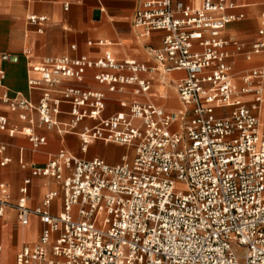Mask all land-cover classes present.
I'll return each instance as SVG.
<instances>
[{"label":"built area","instance_id":"built-area-1","mask_svg":"<svg viewBox=\"0 0 264 264\" xmlns=\"http://www.w3.org/2000/svg\"><path fill=\"white\" fill-rule=\"evenodd\" d=\"M235 9L226 0H202L200 7L151 0L136 13L134 27L142 38L167 34L163 46L151 51L154 67L109 52L96 60L44 58L30 67L37 77L28 88L40 94L37 104L11 96L0 67V101L26 124L10 127L0 116V132L25 136L34 149L47 144L33 130L39 126L60 137L77 135L82 153L97 142L129 150L116 165L62 149L44 166H30L33 178L58 185L37 207L27 201L32 179L24 181L15 203L1 183L0 264L9 209L22 228L32 217L44 226L37 244L20 249L16 264H264V60L240 75L230 62L264 55V12L260 39L247 48L223 36L245 19L228 13ZM27 21L42 33L48 19L31 15ZM94 71L102 88L86 84ZM173 72L186 74L173 84L183 110L168 113L153 102L118 100L128 112L103 118L110 94L147 97L153 86L143 74L164 80ZM6 149L0 145L3 169L11 163Z\"/></svg>","mask_w":264,"mask_h":264},{"label":"crops","instance_id":"crops-1","mask_svg":"<svg viewBox=\"0 0 264 264\" xmlns=\"http://www.w3.org/2000/svg\"><path fill=\"white\" fill-rule=\"evenodd\" d=\"M151 0H0V67L5 72L4 86L11 96L21 94L33 103H38L40 94L31 92L28 88V81L31 77H37L30 72L31 65L37 64L44 58L70 56L77 57L86 55L91 59H100L109 52L118 60L133 59L150 67L155 66V60L151 55L152 50L160 49L167 35L164 32H155L149 38H142L140 32L134 27V17L147 2ZM188 5L200 7L202 0H174ZM228 4L237 7L228 13L239 15L244 14L245 19L228 26L224 37H236L250 48L258 42L261 26V14L264 12V0H226ZM69 6L65 10V6ZM31 15L46 17L48 19L44 31L39 33L36 27L28 24L27 18ZM105 41V47L88 45L89 42ZM72 46L78 50L73 51ZM232 52L233 49L230 48ZM264 60L263 56H255L251 61L245 60L243 56L234 57L230 62L235 72L240 75L242 72L259 67ZM97 72H89L86 84L94 88H102L92 79ZM185 72H173L162 80L158 74H143V79L152 83V90L149 96H135L110 94L109 102L103 114L104 119L111 116L128 112L118 100L130 102H153L166 112H178L183 110L179 96L173 84L185 77ZM70 85V84H68ZM133 91L134 87H129ZM4 90H0V99ZM0 116L5 117L10 127L23 128L25 123L19 119V113H14L9 106L0 101ZM33 117L39 121L37 114ZM66 119V118H64ZM92 121L85 122V125L93 126ZM35 134L45 137L47 144L34 149L27 137L20 134L11 137L7 133L0 132V145L6 146L5 157L11 159V163L4 169L0 167V184H6L12 194L13 203L17 202L21 195L19 193L26 179H32L27 198L28 205L37 207L45 194L55 190L58 185L53 180L44 178H33L29 167L32 165L44 166L51 156L65 149L77 158L93 160L100 158L111 165L119 161L129 153H121L120 146L104 144L101 142L92 143L87 153L80 150L81 143L76 135L60 137L55 131L47 130L39 126L33 127ZM112 154V155H111ZM111 156L114 158L111 160ZM2 156H0V159ZM118 162V163H117ZM28 166L23 169L22 166ZM62 199L56 201L54 212L61 210ZM6 227L14 228L15 249L21 245L34 246L37 244L39 235L44 227L38 218L32 217L28 228H22L17 220L16 212L9 209L6 215ZM3 223V225H4ZM5 226V225H4ZM3 226V228H4ZM19 226L21 229H19ZM1 254L3 264H16L11 259V251L4 241L2 230Z\"/></svg>","mask_w":264,"mask_h":264},{"label":"rangeland","instance_id":"rangeland-1","mask_svg":"<svg viewBox=\"0 0 264 264\" xmlns=\"http://www.w3.org/2000/svg\"><path fill=\"white\" fill-rule=\"evenodd\" d=\"M125 151H126L125 148H120V152L121 153H124ZM113 158H114V156H111L110 159L112 160ZM119 162H121V161H119ZM4 220H6V218ZM4 225H5L4 228H3L4 241L8 245V249H9L8 251H11L10 256H11V259L13 260V262H14L15 255L17 254L18 250L21 248V245L19 247L15 248V249L10 248V245H12V247H13V244H15L14 243L15 230H14V228L6 227L7 226L6 225V221H5ZM19 229H21L20 226H19ZM237 253L242 256L243 253H244V250L241 249V248H238L237 249ZM3 263H4V260H3ZM14 264H15V262H14Z\"/></svg>","mask_w":264,"mask_h":264}]
</instances>
